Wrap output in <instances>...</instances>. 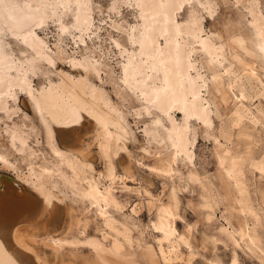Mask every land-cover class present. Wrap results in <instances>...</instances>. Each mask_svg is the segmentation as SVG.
Here are the masks:
<instances>
[{
  "label": "snow or ice",
  "instance_id": "snow-or-ice-1",
  "mask_svg": "<svg viewBox=\"0 0 264 264\" xmlns=\"http://www.w3.org/2000/svg\"><path fill=\"white\" fill-rule=\"evenodd\" d=\"M61 64L110 78L118 93L113 99L133 120L121 118L119 137L86 106L52 121L79 132L74 154L96 153L98 178L114 185L102 192L87 185L81 199L106 231L99 239L81 231L82 242L56 241L65 264H128L127 230L109 228L106 213H135L142 205L147 218L153 203L160 220L169 221L167 231L150 226L157 247L144 251L156 252V264H169V256L171 264H250L253 248H264V0H0V99L46 98L47 77ZM173 110L183 116L179 139L165 127ZM24 119L15 103L0 106V165L9 163V152L17 160L23 155L24 140L12 125ZM203 141L215 146L212 163L223 174L217 185L196 172ZM90 167L86 162L85 171ZM159 176L168 178L167 189ZM42 201L32 211L38 232L70 202L59 193ZM47 247L48 264H60ZM10 264L28 261L16 255Z\"/></svg>",
  "mask_w": 264,
  "mask_h": 264
},
{
  "label": "bare ground",
  "instance_id": "bare-ground-1",
  "mask_svg": "<svg viewBox=\"0 0 264 264\" xmlns=\"http://www.w3.org/2000/svg\"><path fill=\"white\" fill-rule=\"evenodd\" d=\"M257 12H259V8H257ZM47 78L51 88L46 98L42 100L38 99L34 102L32 98L28 97V101L34 114L38 118V122L35 123L33 120H30L31 118L28 113L24 112L23 114L26 120L29 119L30 121L27 124L29 129L26 130L24 128L26 123L12 125L16 129V135H20L23 139L28 138L30 135L35 137V142L37 145L39 144L35 149L38 152L36 156L37 160L27 162L23 166L17 159H11L9 153H7L5 158L9 160V163L7 165H1L2 168L11 170L16 176V178L9 177L7 174L14 176L10 172L6 173V175H4L5 173L0 174V261H3L4 264H10L11 259L15 258L16 255L26 258L28 264H48L50 258L40 251V244L47 243L51 245L54 253L58 256L60 249L57 248L56 241H60L62 245L64 241L70 238L82 242L83 237L79 235L80 232L83 231L85 235L89 234V216L92 212L95 213L96 209L89 211L88 207L83 208L81 211L74 210L71 207L70 210L68 209L70 214H68L70 216L69 229L75 230V234H70L71 232H69L61 238L57 237L56 226L60 225L62 215L55 219L49 217L41 226V230L39 232L36 231L32 211L37 207H43L42 200L45 198V194L57 196L58 192H55L51 184L55 176H59L70 183L82 196L87 192V185H91L101 192L110 185L114 188L112 181L98 178L99 169L92 163V154L89 153L86 158L76 156L73 148L67 146L60 140V138L71 137L77 130L61 129L59 127H65L63 123H53L52 121L54 119L62 121L63 119L69 118L72 108L76 105L86 106L102 123L108 125L110 133H113L115 137H119L121 118L129 123L127 115H125V110H121L120 106L116 104L108 91L101 84L95 82L90 71L83 70L81 73H70L61 70L57 72L55 78L51 76ZM33 84H35L34 81ZM113 90L115 92L114 85ZM115 94L118 95L116 92ZM2 96L3 93L0 92V97ZM13 103H15L17 110L20 109L18 100L13 102L7 97L0 99V106L5 108H9ZM178 113L175 110L171 111L169 113L171 121L165 124V127L169 128L170 133L176 139L180 138L179 124L183 119L182 114L180 113L179 115ZM166 119L167 117L163 118L161 122L164 123ZM172 124L176 126L175 131L170 127ZM114 125L116 126L115 128L113 127ZM189 125H191V121H189ZM41 135L42 144L40 140ZM165 148H167V144H165ZM56 150L65 152V158L61 159L57 157L55 155ZM67 152H73V155L67 156ZM23 160H25V157ZM86 162L91 165L87 172L84 169ZM93 170L96 171L95 175L93 174ZM197 174L200 175L198 172ZM209 179L206 178L208 184L213 185L212 180L209 181ZM25 184H28L29 187ZM106 214L110 217L109 220L105 221V223L109 224V228L117 225L122 226L127 230L130 240L129 246L135 247L137 251H141V255L145 256L144 258L147 257L150 264H156V252L144 251L149 246L153 249L157 246L155 243V240L158 238L157 234L153 232L150 226L163 227L167 231L169 225L167 219L160 220L156 205L148 221L149 230L153 233L149 231L153 235L154 245L145 246L144 231L140 226L141 224L135 220V215L133 216L127 210L113 214L111 209ZM96 216L100 220L102 219L98 215ZM175 222L171 221V225L176 229ZM133 229L140 231L141 235L139 237L132 236L130 233ZM104 231L106 229L102 226L100 234ZM109 235L111 236V232H109ZM93 237L99 239L96 236ZM141 241L144 243L142 244ZM164 243L166 245L168 242L165 241ZM176 247L179 248V245ZM245 247H247V244H245ZM29 248L31 251H26ZM132 254H134V251ZM251 256L260 258V261L264 260V248H261L258 243L253 248ZM168 259L170 264L172 256H169ZM59 261L60 264H65L63 257Z\"/></svg>",
  "mask_w": 264,
  "mask_h": 264
},
{
  "label": "rangeland",
  "instance_id": "rangeland-1",
  "mask_svg": "<svg viewBox=\"0 0 264 264\" xmlns=\"http://www.w3.org/2000/svg\"><path fill=\"white\" fill-rule=\"evenodd\" d=\"M86 55H87L86 51H85V53L83 55L76 54V61L77 62H83L84 56H86ZM85 67H87V64L85 65ZM61 70L62 71H66V72H70V73H79V72L81 73V72H83L84 69L76 67V66H74V64L73 65L61 64V65L58 66V68L56 70V73L61 71ZM51 77L55 78L56 75L55 76H51ZM93 79L95 80L96 83L101 84L103 86V88H105L108 91V93L110 94V96L113 99V96L116 95V94H115V92L113 90V84L111 83L110 78H105L103 75H101L100 77L93 78ZM100 81H102V83ZM34 83H35V80H34ZM18 104H19V108H20V109H18V111H20L22 113H24V112L28 113V115L31 118L30 120H33L35 123L38 122V118L34 114L32 108L30 106V103L28 101V97L27 96H21L18 99ZM178 114L180 115V113H178ZM127 119L129 121V123L133 122L132 118H130L128 116H127ZM28 122H30L29 119L26 120V118H25L24 120H20L19 123H24V124L26 123V126H24V128L27 130V129H29V126L27 125ZM59 128L64 129V130H70V129L66 128V127H59ZM135 131L137 132V134H139V129L138 128L135 129ZM16 133L17 132H15V134ZM77 135H79L78 131H76L71 137L60 138V140H62V142L64 144H66L67 146L73 148V144L75 142V138L77 137ZM17 136L20 137V135H17ZM200 139H202V138H200ZM23 140H24V143L21 146L22 149H23V155H21L17 161L21 162V164L23 166H25L27 164V162H31V161L37 160L36 156H37L38 152H36L35 149H36V147H38L39 144L37 145V143L35 142V137H33V135H30L28 138L23 139ZM40 140H41V144H42V135L40 136ZM70 144H71V146H70ZM205 145H207V147ZM198 147H199L200 152H202L204 155H203V157H201L199 154H197V159H199L201 161V165L197 167L196 171L200 175L205 176L207 179L211 178V179H209V181L212 180L211 182L213 183V185L219 184L221 182V180H222L223 174H222L220 168L218 166H214L213 163H212L213 159H215V157L213 155V152L215 151V146L211 143V141H203L202 143H200L198 145ZM90 154H92V160L94 159V156L97 155L96 153H90ZM9 156H10L11 159H17L16 155L13 154V153L9 152ZM24 157H25V160H23ZM95 166L97 167L96 164H95ZM180 171H181V173H183L184 169L181 168ZM8 172L13 173V172H11V170H8L6 168L4 169L0 165V174L8 173ZM13 175L16 178L14 173H13ZM218 177L220 178V180H218ZM52 181H51V184H52L53 189L55 190V192L56 193L58 192L65 199L70 200V202L66 204V208L67 209L62 214V220H61V223H59L60 225L56 226L57 227V231H56L57 237L61 238V237L65 236L69 232H71L70 234H75L76 233L75 230L69 229L70 228V225H69L70 224L69 210H70V207L73 208L74 210H77V211L83 210V208L86 207L85 206V201L81 199L82 195L79 192H77L76 189L73 188V186L70 183H68L67 181L63 180L59 176H55ZM156 182L159 183L160 185H163V187L165 189H167V187H168V178H166L164 176H159V177L156 178ZM149 184H150V186L152 188L156 187V183L152 182L151 180L149 181ZM25 185L27 187H29L28 184H25ZM72 192L76 193V195L74 197H70V193H72ZM154 195H155V193H154ZM117 196L119 198V194H117ZM77 200L80 201L79 204H75L74 203V201H77ZM128 203H129V201L125 200V204H128ZM138 208L139 209H138L137 212L131 213V214L133 216L135 215L134 216L136 218L135 220L138 221V223L141 224L140 226L142 227V229L144 231L143 234H144L145 246L146 245H154L155 243H154V240H153V237H152L153 233L151 232V230H149L148 221H149L151 212L155 208V203H153L152 206L147 209V218H145V208L142 205H138ZM89 218H90V222H89V226H88V232H89V234L99 238L100 237V229L102 228V225L100 224V219L97 218V216L93 212L90 214ZM175 225H176V229L178 231H181V234H183L182 226L178 225L177 222H175ZM94 228H95V230H94ZM130 234L132 236H136V232L133 231V230H131ZM47 245H48L47 243L40 244L39 245V249L48 258H51V253H50V250L48 249ZM129 245H128V250H129V252L131 254V259L128 261V264H135V261L137 259L146 260L147 264H150V262L147 259V257L144 258L145 256L141 255V251H139V250L137 251V249H135V247H132V246H129ZM133 249L136 250V251H134V254H132L133 253ZM51 251L54 253V250H53L52 247H51ZM66 254L72 259H77V258H82V259H85V260L88 259L87 256H83V255L78 257L76 255V253L67 252ZM62 257L64 258V256H62V255H58L57 256L58 259H60ZM247 258H248L250 264H259V262L261 260L260 258L258 259V257L251 256V255H248Z\"/></svg>",
  "mask_w": 264,
  "mask_h": 264
},
{
  "label": "water",
  "instance_id": "water-1",
  "mask_svg": "<svg viewBox=\"0 0 264 264\" xmlns=\"http://www.w3.org/2000/svg\"><path fill=\"white\" fill-rule=\"evenodd\" d=\"M4 175H6V173H5ZM7 175H8L9 177H11V178H13V177H14V176H12V175L10 176L9 174H7Z\"/></svg>",
  "mask_w": 264,
  "mask_h": 264
}]
</instances>
